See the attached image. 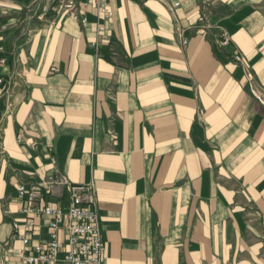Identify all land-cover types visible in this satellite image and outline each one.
I'll return each instance as SVG.
<instances>
[{
    "label": "crops",
    "instance_id": "0c3cea01",
    "mask_svg": "<svg viewBox=\"0 0 264 264\" xmlns=\"http://www.w3.org/2000/svg\"><path fill=\"white\" fill-rule=\"evenodd\" d=\"M89 1L0 0V264L56 172L94 186L103 264H264V0Z\"/></svg>",
    "mask_w": 264,
    "mask_h": 264
},
{
    "label": "built area",
    "instance_id": "2783aa9c",
    "mask_svg": "<svg viewBox=\"0 0 264 264\" xmlns=\"http://www.w3.org/2000/svg\"><path fill=\"white\" fill-rule=\"evenodd\" d=\"M57 1L54 12L70 0ZM81 5L94 6L104 18L112 16L106 0H90ZM41 12L47 14L49 10L42 7ZM81 23L84 25L86 18ZM181 43L185 45L186 40L182 38ZM228 43V37H223L218 47ZM3 54L0 46V67L6 63ZM235 60L242 62L239 56ZM3 82L0 76V85ZM16 191L21 219L11 222V241L20 243V247L7 253L10 259L15 254L18 264H103L104 242L92 184H72L56 172L38 181L21 182ZM64 195L66 204L61 205Z\"/></svg>",
    "mask_w": 264,
    "mask_h": 264
}]
</instances>
